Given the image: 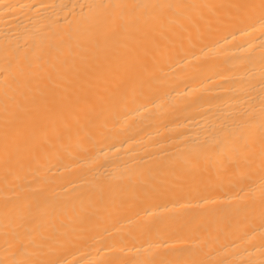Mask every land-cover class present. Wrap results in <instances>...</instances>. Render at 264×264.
<instances>
[{
  "label": "bare ground",
  "instance_id": "6f19581e",
  "mask_svg": "<svg viewBox=\"0 0 264 264\" xmlns=\"http://www.w3.org/2000/svg\"><path fill=\"white\" fill-rule=\"evenodd\" d=\"M0 264H264L262 0H0Z\"/></svg>",
  "mask_w": 264,
  "mask_h": 264
},
{
  "label": "snow or ice",
  "instance_id": "6c2138e0",
  "mask_svg": "<svg viewBox=\"0 0 264 264\" xmlns=\"http://www.w3.org/2000/svg\"><path fill=\"white\" fill-rule=\"evenodd\" d=\"M262 4H264V0H262Z\"/></svg>",
  "mask_w": 264,
  "mask_h": 264
}]
</instances>
